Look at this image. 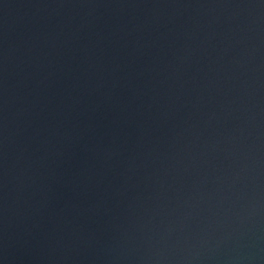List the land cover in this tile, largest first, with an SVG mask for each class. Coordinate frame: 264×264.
Returning <instances> with one entry per match:
<instances>
[{"label":"water","instance_id":"95a60500","mask_svg":"<svg viewBox=\"0 0 264 264\" xmlns=\"http://www.w3.org/2000/svg\"><path fill=\"white\" fill-rule=\"evenodd\" d=\"M0 264H264V0H0Z\"/></svg>","mask_w":264,"mask_h":264}]
</instances>
